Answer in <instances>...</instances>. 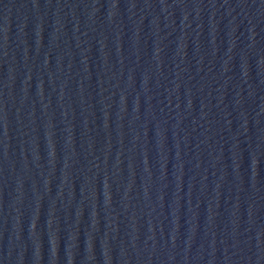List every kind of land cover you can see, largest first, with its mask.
Listing matches in <instances>:
<instances>
[{
    "label": "water",
    "instance_id": "95a60500",
    "mask_svg": "<svg viewBox=\"0 0 264 264\" xmlns=\"http://www.w3.org/2000/svg\"><path fill=\"white\" fill-rule=\"evenodd\" d=\"M0 264H264V0H0Z\"/></svg>",
    "mask_w": 264,
    "mask_h": 264
}]
</instances>
